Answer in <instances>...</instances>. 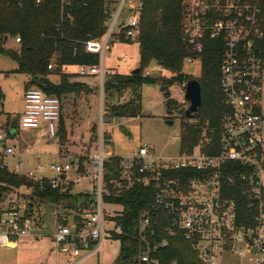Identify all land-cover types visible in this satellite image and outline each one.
Masks as SVG:
<instances>
[{"label": "built area", "instance_id": "1", "mask_svg": "<svg viewBox=\"0 0 264 264\" xmlns=\"http://www.w3.org/2000/svg\"><path fill=\"white\" fill-rule=\"evenodd\" d=\"M107 7L106 33L86 44L87 52L101 57V64L77 67L80 77L97 79L103 95L109 74L104 67L105 56L111 43L119 40L116 36L120 40H137L144 0H118L114 10ZM263 14L264 0L184 3V40L197 55L185 62L201 60L209 42L221 43L220 81L229 113L223 118L217 154H204L201 150L196 154L195 150L176 157H157L153 147L143 144L136 154L119 157V176L107 182L105 164L115 156L105 153L108 137L104 134V123L110 118L102 109L101 133L97 136L100 151L77 160L53 162L48 167L53 176L49 177L42 164L22 173L16 162L29 155L34 145L28 144L20 152L10 139H19L21 133L37 129L43 131L42 139H56L61 100L39 88H31L25 92L24 110L16 124L0 123V173L31 180L33 192L51 190L82 196L72 206L43 201L55 208L56 223L51 238L58 257L65 258L64 264H87L99 254L110 232L116 231L110 218L121 209L105 199L123 196L137 188L153 193V201L139 218L138 264H162L158 254L171 238L190 243L202 264H264V53L259 45L263 38ZM15 42L19 45L21 39L15 38ZM123 60L127 62L128 57ZM52 68L53 65L49 66ZM146 74L151 76L150 72ZM0 186L16 189L6 184ZM229 187H240L245 208L240 209ZM28 213L30 206L20 199L0 209V246L43 238L38 227L41 220L38 217L34 221Z\"/></svg>", "mask_w": 264, "mask_h": 264}, {"label": "trees", "instance_id": "2", "mask_svg": "<svg viewBox=\"0 0 264 264\" xmlns=\"http://www.w3.org/2000/svg\"><path fill=\"white\" fill-rule=\"evenodd\" d=\"M118 0H0V55L10 57L18 67L17 74L28 77L26 91L39 88L48 96H55L62 102L64 98L92 92L91 88L80 82L72 81L78 74H69L64 70L69 67L99 66L101 57L89 53L86 44L100 39L106 33L108 19L107 5ZM185 0H144L140 19V33L137 38L140 50L139 71L121 75L109 71L104 84V101L108 98L121 101L127 91L131 96L127 102L111 106L112 118H138L143 113L142 90L146 83L158 82L167 88L165 107L169 115H178L180 124V153H192L200 149L204 154H217L223 136V118L229 113L221 87V43L209 42L201 55L202 105L191 118L185 116V106L174 100L169 88L178 84L183 86L194 79L184 73L186 58L197 57L184 40L182 31ZM263 38L260 48L264 53V14ZM9 38H20L18 49L6 48L4 42ZM121 39L120 43H132ZM157 62L162 70L172 74V79L160 77L153 79L145 75V69ZM53 65L52 69L49 66ZM59 76L57 84L50 77ZM147 75V74H146ZM80 77V76H79ZM4 94L0 88V114ZM16 124V121L13 123ZM59 138L64 145L66 132L63 121L59 122ZM119 157L111 158L105 167L108 171L107 182L119 176ZM0 184L15 188L33 187L31 180L0 173ZM238 184V183H237ZM239 185V184H238ZM7 187L0 186V200ZM231 197L237 200L240 209L245 208V199L240 187H229ZM81 195L59 194L57 191L44 190L33 192L32 202L39 198L55 204L76 205ZM107 203L119 206L110 218L116 231L110 237L119 241L121 250L118 264H138L141 244L139 241V218L153 201V193L148 189L137 188L120 197L106 198ZM30 205V203H29ZM32 205V204H31ZM30 205V207H31ZM30 214V213H28ZM30 216V215H28ZM158 258L162 264H202L190 243L182 238H171Z\"/></svg>", "mask_w": 264, "mask_h": 264}, {"label": "rangeland", "instance_id": "3", "mask_svg": "<svg viewBox=\"0 0 264 264\" xmlns=\"http://www.w3.org/2000/svg\"><path fill=\"white\" fill-rule=\"evenodd\" d=\"M191 1V0H185ZM193 1V0H192ZM185 3V2H184ZM110 8L114 10L116 4H110ZM118 28L115 29V34ZM119 40H114L110 45V51L105 56L104 67L107 71L116 72L121 75H129L133 70L138 68L140 63V50L137 41L132 43H120V36H116ZM6 48L18 49L15 39L9 38L4 42ZM127 56L128 61L124 62L123 57ZM18 67L17 63L10 57L0 55V88L4 94V101L1 107L0 123H10L18 119L24 110V91L28 78L26 75L17 74L14 70ZM65 72L75 74L77 67H69ZM75 72V73H71ZM150 72L151 78L157 79L165 77L172 79V74L164 71L157 62L151 63L145 69L146 73ZM184 73L189 77L198 80L201 76V60H195L193 63L185 62ZM79 78V76H78ZM50 80L57 84L59 76L53 75ZM80 83L88 84L92 92L88 95L83 94L79 98L70 96L62 100L61 120L64 123L66 140L64 145L61 144L59 135L56 139L49 141L42 139V130H27L20 135L19 139H10V143L14 144L18 151H24L25 147L30 144L34 145L30 154L25 155L16 163L21 166V172L27 173L34 170L39 164L44 165L47 171L46 176H53L48 172V167L53 162H65L77 160L81 157H88L100 151L102 109L109 116L110 121L104 123V134L108 139L105 142V153L112 154L115 157L125 158L136 154L139 148L146 144L153 147L157 157H176L180 155V124L181 118L178 115H169L165 107V96L161 92V84L158 82L146 83L142 90L143 113L138 118H112L110 117L111 106L118 103L117 98H108V105H105L104 95L102 94L101 85L94 77H81ZM35 88V87H34ZM171 97L185 106L187 110L189 103L185 100L184 85L174 84L169 88ZM131 92L127 91L124 100H129ZM263 102L262 114L264 117V84H263ZM104 105V106H102ZM167 120L175 121L173 128L169 127ZM57 123V130L59 132ZM264 140V125H263ZM27 142V143H26ZM26 143V144H25ZM264 150V144H263ZM39 154L40 159L35 155ZM196 154H200V149H196ZM13 163V160L9 161ZM32 187L21 186L16 189H6L2 193L0 200V209L8 208L11 202L17 199L23 201L24 205H31L30 215L34 221L41 218L39 224V233L43 234L40 240H25L7 246H0V264H64L65 258L58 257L54 250L52 241L53 234V215L55 208L48 202H43L39 198L32 202ZM40 200V201H38ZM6 201V202H5ZM29 205V206H30ZM54 227L56 216H54ZM112 226V224H111ZM106 227L110 225L106 223ZM113 227V226H112ZM111 227V228H112ZM43 230V231H41ZM121 244L119 241L107 237L101 247L99 254L90 259L87 264H118ZM60 261L61 263H59ZM140 258L138 259V263Z\"/></svg>", "mask_w": 264, "mask_h": 264}, {"label": "water", "instance_id": "4", "mask_svg": "<svg viewBox=\"0 0 264 264\" xmlns=\"http://www.w3.org/2000/svg\"><path fill=\"white\" fill-rule=\"evenodd\" d=\"M139 71V68H136L132 71V73H137ZM167 88H162L161 92L162 94L165 93ZM186 93H185V100L189 103V107L185 112V116L187 118H191L193 115H195L199 108L202 105V92H201V85L198 80L192 79L187 82L185 87ZM166 124L173 128L175 126V121L173 120H167ZM96 135H93V138L96 139Z\"/></svg>", "mask_w": 264, "mask_h": 264}, {"label": "crops", "instance_id": "5", "mask_svg": "<svg viewBox=\"0 0 264 264\" xmlns=\"http://www.w3.org/2000/svg\"><path fill=\"white\" fill-rule=\"evenodd\" d=\"M67 69H68V68H67ZM67 69H65V70L67 71ZM67 73H70V72L67 71ZM71 73H75V72H71ZM76 73H77V72H76ZM76 73H75V74H76ZM27 78H28V77H27ZM80 78H81V77H79V78H75V79H73L72 81H74V82H81V81H80ZM94 78H95V77H94ZM27 80H28V79H27ZM86 85H88V84H86ZM88 86H89V85H88ZM89 87H90V86H89ZM90 88H91V87H90ZM25 92H26V89H25V91H24V96H23L24 105H25ZM128 97L130 98V96H128ZM122 99H124V98H122ZM122 99H121V100H122ZM127 101H128V100H127ZM127 101L124 100V102H127ZM51 216L53 217V224H52V227H53V231H54V226H53V225H54V221H55V220H54L53 212H51ZM39 219L41 220L40 217H39ZM42 231H43V230H42Z\"/></svg>", "mask_w": 264, "mask_h": 264}]
</instances>
